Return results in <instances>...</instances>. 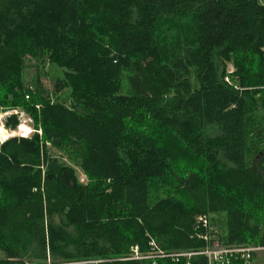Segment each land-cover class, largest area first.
I'll return each mask as SVG.
<instances>
[{
  "label": "trees",
  "instance_id": "16d2710c",
  "mask_svg": "<svg viewBox=\"0 0 264 264\" xmlns=\"http://www.w3.org/2000/svg\"><path fill=\"white\" fill-rule=\"evenodd\" d=\"M31 62L56 68L54 91ZM1 104L88 182L38 134L5 141L0 262L208 264L178 254L205 247L211 213L225 244L264 246L260 0H0ZM152 239L167 256L128 259Z\"/></svg>",
  "mask_w": 264,
  "mask_h": 264
},
{
  "label": "rangeland",
  "instance_id": "374dc122",
  "mask_svg": "<svg viewBox=\"0 0 264 264\" xmlns=\"http://www.w3.org/2000/svg\"><path fill=\"white\" fill-rule=\"evenodd\" d=\"M261 3L264 4V0H260ZM38 66V67H36ZM41 69L45 71V75L42 76V82L45 85V87L50 90L54 91L55 87V80L58 77V74L56 72V68L49 62H46V66L42 64H35L34 63H28V68L26 70V76L28 80H31L32 77L35 75L37 70ZM228 73L232 72L234 70V67L232 63L228 64ZM225 80L234 83L236 85H239V81L237 77L234 79L231 78V76H226ZM237 80V81H235ZM69 94L68 89L63 90L60 93H57L62 99L67 97ZM12 95H8L7 98H11ZM260 102V101H259ZM40 107V104L37 106V108ZM258 112H263L264 113V108L261 106L258 108ZM35 118L34 116L30 113V111L26 110L25 108L21 106H16L15 104H8L0 105V150H1V145L7 141L8 139H13V138H32L33 135L38 134L39 137L41 138V144L44 142V146L48 147L51 151V153L59 158L62 162H65L67 164H70L74 166L78 179L83 182L87 183L88 178L86 174L83 172V170L79 167L76 166L73 161H71L67 154L62 151L58 150L54 147L51 146L50 142L43 141L42 140V128L36 123H35ZM23 127V129H22ZM6 137H5V135ZM4 136V137H3ZM43 169V167H42ZM44 170V169H43ZM44 172V171H43ZM210 217L212 218V227H213V234H215L218 237H223L226 235V219L224 214H214L211 213ZM246 246H252L255 248H258L255 244L249 243ZM157 252H153V255H157ZM0 256H3L0 254ZM5 263V262H3ZM245 264H264V248L261 249H256L254 252V256L250 262H244ZM5 264H14V263H5ZM49 264V263H48Z\"/></svg>",
  "mask_w": 264,
  "mask_h": 264
},
{
  "label": "built area",
  "instance_id": "2783aa9c",
  "mask_svg": "<svg viewBox=\"0 0 264 264\" xmlns=\"http://www.w3.org/2000/svg\"><path fill=\"white\" fill-rule=\"evenodd\" d=\"M211 222V217L208 214H199L196 217L197 237L205 241L206 245L201 250L193 251H182L178 255L187 256L191 258L192 256L204 255L207 258L208 264H230L234 260H241L243 262H250L254 256V252L257 249L264 248V246H258V248L252 246H231L225 244L220 237L213 234V227ZM152 250L147 254L140 252L139 247L135 246L132 249L131 255L128 259H145V258H156L164 257L168 254L162 251L155 240L150 242ZM257 246V245H256ZM153 252H157V255H153ZM0 264H5L0 262ZM49 264H51L49 262Z\"/></svg>",
  "mask_w": 264,
  "mask_h": 264
},
{
  "label": "bare ground",
  "instance_id": "6f19581e",
  "mask_svg": "<svg viewBox=\"0 0 264 264\" xmlns=\"http://www.w3.org/2000/svg\"><path fill=\"white\" fill-rule=\"evenodd\" d=\"M22 129H23V127H22ZM5 135V134H4ZM4 137V136H3ZM5 137H6V135H5Z\"/></svg>",
  "mask_w": 264,
  "mask_h": 264
}]
</instances>
